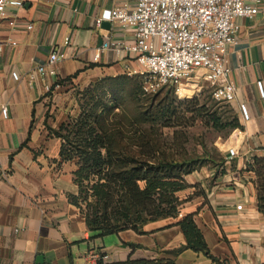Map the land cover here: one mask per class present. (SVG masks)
I'll return each instance as SVG.
<instances>
[{
	"label": "crops",
	"instance_id": "1",
	"mask_svg": "<svg viewBox=\"0 0 264 264\" xmlns=\"http://www.w3.org/2000/svg\"><path fill=\"white\" fill-rule=\"evenodd\" d=\"M22 1L0 21V264H264V213L251 168L255 158L264 159V0L254 18L238 19V43L227 52L229 79L237 86L230 104L242 127L199 146L205 162L185 176L189 187L177 193L184 200L178 216L106 236L88 227L71 200L78 191L76 164L61 157V139L44 130V103L58 81L75 74L137 75L133 55L101 50L107 41L134 42V29L108 19L97 23L105 10L136 0ZM54 49L66 54L57 74L31 79ZM187 214L194 215L211 257L191 248L178 252L187 244L178 221Z\"/></svg>",
	"mask_w": 264,
	"mask_h": 264
},
{
	"label": "trees",
	"instance_id": "2",
	"mask_svg": "<svg viewBox=\"0 0 264 264\" xmlns=\"http://www.w3.org/2000/svg\"><path fill=\"white\" fill-rule=\"evenodd\" d=\"M76 76L77 74L69 76L57 83L64 84ZM202 108L216 129L230 131L242 127L236 114L232 119L224 120L216 110L212 111L205 106ZM165 112L167 114L172 112L171 115H174L173 111L168 109ZM155 114L160 115V112L157 111ZM170 120L167 119L163 125L169 127L178 125ZM123 126H111L107 131L102 124V133L94 135V132H90L88 135L79 136L75 142L60 132H52L62 141L61 157L76 164L74 176L78 186L82 182L83 174L97 175V169L102 174L103 168L106 169L105 165L107 166L108 171L97 178L92 185V193L89 194L96 199L95 205L91 203L92 205L85 211L79 197L71 195L72 202L84 215L88 227L97 231L99 236L125 229L142 231L143 225L147 222L178 216L179 205L184 200H181L177 193L189 187L185 176L205 162L204 159L199 158L197 151L193 153L184 144H176L175 152L169 153L166 142H160L157 133H154L153 129L148 130L142 123L134 124L131 127L133 129L127 131ZM67 143H73L76 148V151H73L75 154L66 146ZM104 152L107 161L103 159ZM251 168L256 172L258 207L264 213V159L255 158ZM178 224L187 238V244L178 252L184 248H191L211 257L194 215H184ZM98 264L104 263L99 261ZM118 264L177 263L173 260L143 259L128 260Z\"/></svg>",
	"mask_w": 264,
	"mask_h": 264
},
{
	"label": "built area",
	"instance_id": "3",
	"mask_svg": "<svg viewBox=\"0 0 264 264\" xmlns=\"http://www.w3.org/2000/svg\"><path fill=\"white\" fill-rule=\"evenodd\" d=\"M22 4V0H0V21L9 6ZM259 11L260 0H136L133 5L124 2L105 10L97 23L108 19L123 28H133L135 40L107 41L101 50L113 47L133 55L140 66L137 74L142 88L148 93L172 89L181 99L191 98L193 93L185 94V86L190 84L195 89L205 81L214 99L230 102L237 86L229 79L228 48L238 43V19L254 18ZM3 48L0 42V52ZM99 55L100 52L96 56ZM65 57L63 51L52 50L30 78L56 75V64ZM259 87L263 93L262 82ZM241 113L244 119L250 118L244 104ZM2 114L7 116V110L3 109Z\"/></svg>",
	"mask_w": 264,
	"mask_h": 264
},
{
	"label": "rangeland",
	"instance_id": "4",
	"mask_svg": "<svg viewBox=\"0 0 264 264\" xmlns=\"http://www.w3.org/2000/svg\"><path fill=\"white\" fill-rule=\"evenodd\" d=\"M140 81L139 74L116 78L82 75L67 80L44 103V130L60 132L75 142L79 136L90 132H94V135L102 133V124L107 131L111 126L120 125H124L127 131L132 130L134 124L142 123L148 130L153 129L157 133L160 142H166L169 153L175 152L176 144H184L195 153L200 145L211 146L217 137L228 133V129L214 128L202 106L216 110L224 120L232 119L235 110L230 102L214 99L207 82H201L195 89L190 84L185 86L184 93L193 94L191 98L183 97L184 100H181L170 89L156 94L148 93L143 90ZM167 109L173 111L174 115H171L172 112L167 114ZM157 111L160 115L155 114ZM167 119L178 125L164 126ZM66 146L72 152L76 151L73 143H67ZM103 159L107 161L105 152ZM105 167L102 174L108 171L106 165ZM96 173L97 175L83 174L78 186L76 196L85 211L96 202L93 196H89L93 183L102 175L99 169Z\"/></svg>",
	"mask_w": 264,
	"mask_h": 264
},
{
	"label": "water",
	"instance_id": "5",
	"mask_svg": "<svg viewBox=\"0 0 264 264\" xmlns=\"http://www.w3.org/2000/svg\"><path fill=\"white\" fill-rule=\"evenodd\" d=\"M106 24V23H105Z\"/></svg>",
	"mask_w": 264,
	"mask_h": 264
}]
</instances>
